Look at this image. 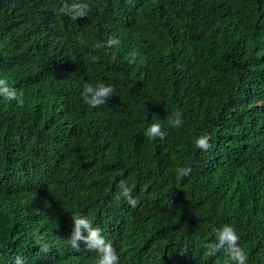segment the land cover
<instances>
[{"label": "trees", "instance_id": "1", "mask_svg": "<svg viewBox=\"0 0 264 264\" xmlns=\"http://www.w3.org/2000/svg\"><path fill=\"white\" fill-rule=\"evenodd\" d=\"M65 2L0 0V77L23 99L0 98V264H94L68 245L77 213L120 264H223L204 245L224 224L264 264V0H84L76 20ZM109 36L118 48L93 47ZM99 82L115 94L94 109L80 94Z\"/></svg>", "mask_w": 264, "mask_h": 264}, {"label": "clouds", "instance_id": "2", "mask_svg": "<svg viewBox=\"0 0 264 264\" xmlns=\"http://www.w3.org/2000/svg\"><path fill=\"white\" fill-rule=\"evenodd\" d=\"M60 11L63 15L69 17L72 20L77 18L86 17L89 11V5L84 0H72L68 3L67 0L61 7ZM80 44H85V40L80 38L78 41ZM120 40L113 36H109L104 42H97L93 47L95 49H112L118 48ZM140 54L133 52L129 63L136 61V57ZM91 62H96L98 58L96 56L90 57ZM111 60L116 61V55H111ZM143 63V58H141ZM115 88L111 85H106L103 82L97 83L95 86L85 83L82 88L81 98L83 102L91 108H98L107 103L110 97L114 96ZM0 98L6 101H16L19 105L23 104V99L17 94L15 88L10 87L6 78L0 77ZM168 124L172 128H181L183 126V119L180 113H175L172 118L168 120ZM144 135L151 140L157 138L163 140L166 137V133L162 130L159 123H151L145 130ZM210 134L204 133L199 135L194 140V146L200 151H209L212 148L210 143ZM177 179H182L190 175L192 169L190 166L179 167L176 170ZM117 187L119 193L115 197L117 200L123 198L128 205L135 208L138 204V200L132 196V189L127 186V182L121 180ZM72 231L68 238V245L74 251H80L81 245H84L88 251L95 252L96 257L94 264H120V256L117 253L113 243L106 240L102 235V231L98 227H94L93 223L86 216L79 213L74 214L71 217ZM215 238L205 243V255L208 257H215L218 253H222L224 256L223 264H248V254L240 246V237L237 234L236 228L231 224H224L221 227L213 229ZM45 238L42 235H36L35 242L40 246L42 253H48L49 245L44 242ZM14 264H23V259L19 256L14 258Z\"/></svg>", "mask_w": 264, "mask_h": 264}]
</instances>
